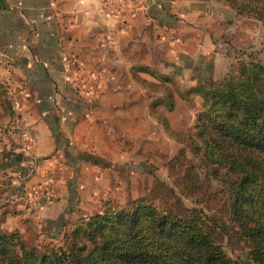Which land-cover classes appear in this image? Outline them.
<instances>
[{
	"label": "crops",
	"instance_id": "1",
	"mask_svg": "<svg viewBox=\"0 0 264 264\" xmlns=\"http://www.w3.org/2000/svg\"><path fill=\"white\" fill-rule=\"evenodd\" d=\"M213 3L140 0L123 15L102 0H0V79L11 83L16 124L0 152V219L17 224L12 230L28 223L41 234L50 226L58 232L66 205L84 197L85 184L99 175L95 130L147 117L150 78L140 68L174 84H204L218 58ZM96 72L103 86L85 100L76 86ZM18 170L21 191L11 200Z\"/></svg>",
	"mask_w": 264,
	"mask_h": 264
},
{
	"label": "trees",
	"instance_id": "2",
	"mask_svg": "<svg viewBox=\"0 0 264 264\" xmlns=\"http://www.w3.org/2000/svg\"><path fill=\"white\" fill-rule=\"evenodd\" d=\"M222 1L264 22V0ZM242 54L219 79L177 91L181 99L199 96L201 107L190 129L175 135L176 190L164 187L159 201L108 204L60 226L59 238L40 250L18 230L0 229V264H264V65ZM3 116L15 112L0 80Z\"/></svg>",
	"mask_w": 264,
	"mask_h": 264
},
{
	"label": "rangeland",
	"instance_id": "3",
	"mask_svg": "<svg viewBox=\"0 0 264 264\" xmlns=\"http://www.w3.org/2000/svg\"><path fill=\"white\" fill-rule=\"evenodd\" d=\"M213 12L219 15L220 22L213 25L214 47L218 51V58L215 57V66L212 71L203 76L204 84L217 80L224 75L228 69L231 58L240 57L242 53H251L252 56L264 65V22L254 18L231 15L222 0H214ZM234 13V12H233ZM232 13V14H233ZM217 56V55H216ZM164 75L149 74V103L147 117L135 115L134 118L123 117L120 125L116 128L95 130L96 139L101 144L94 154L99 157L96 164L98 177L93 178L86 185L84 197L75 199L65 213V222L69 224L73 216L88 215L102 210L108 204L122 205L128 200L141 196H149L155 201L166 198L164 187L176 190L175 169H170L179 148L182 144L175 137L190 129L196 113L200 109L201 99L197 95H190L188 99H181L177 91H185L189 87L187 83L174 84L169 80L158 79ZM165 77V76H164ZM166 78V77H165ZM10 88V82L0 79ZM103 83V82H102ZM103 86V84H102ZM169 91L173 101L171 110L165 109V89ZM163 96H165L163 98ZM14 101V100H13ZM13 103V102H12ZM166 120L163 124L162 118ZM127 121V122H126ZM14 120L8 117H0V152L5 144L7 129L15 126ZM93 134V137H94ZM18 150L14 147L7 148ZM27 156V155H26ZM13 157V156H12ZM12 164V162H10ZM13 175L10 183L13 200L14 196L19 197L18 187H21V175ZM26 174L25 176H27ZM9 184V183H8ZM94 187V188H92ZM94 189L93 194L88 197V192ZM75 198V197H74ZM78 200V201H77ZM186 205L189 202L184 200ZM76 211V215L75 212ZM1 218V215H0ZM17 224L6 223L0 219V229L10 231ZM20 226V233L25 242L40 250L42 245L50 238H59L53 227H47V234H41V228H34L33 225L24 224ZM60 230V226H59ZM58 230V231H59Z\"/></svg>",
	"mask_w": 264,
	"mask_h": 264
},
{
	"label": "built area",
	"instance_id": "4",
	"mask_svg": "<svg viewBox=\"0 0 264 264\" xmlns=\"http://www.w3.org/2000/svg\"><path fill=\"white\" fill-rule=\"evenodd\" d=\"M103 4L107 8H111L116 10L121 14L132 15L137 9L140 8V0H102ZM69 63L71 68L74 71L80 70V65L74 60L70 59ZM102 86V80L100 73H92L86 80L80 81L77 86L76 90L80 94L81 97L85 100H91L94 98L97 93L99 92ZM26 166L28 167L29 171L33 170L35 165L33 164L31 159H28L26 162ZM21 175L22 173L18 170L17 176Z\"/></svg>",
	"mask_w": 264,
	"mask_h": 264
},
{
	"label": "water",
	"instance_id": "5",
	"mask_svg": "<svg viewBox=\"0 0 264 264\" xmlns=\"http://www.w3.org/2000/svg\"><path fill=\"white\" fill-rule=\"evenodd\" d=\"M15 158L18 160V159H19V154H17V155L15 156Z\"/></svg>",
	"mask_w": 264,
	"mask_h": 264
}]
</instances>
